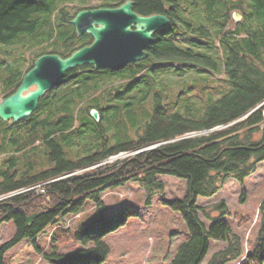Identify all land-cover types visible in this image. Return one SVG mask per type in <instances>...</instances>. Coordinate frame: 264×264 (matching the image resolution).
<instances>
[{
	"label": "trees",
	"instance_id": "16d2710c",
	"mask_svg": "<svg viewBox=\"0 0 264 264\" xmlns=\"http://www.w3.org/2000/svg\"><path fill=\"white\" fill-rule=\"evenodd\" d=\"M126 1L90 0L85 6L84 1L0 0V43L34 33L39 27V19L34 17L37 13L48 14L55 23L70 24L74 29L73 33H62L65 51L36 53L25 71H19L15 79L9 77L3 98L18 89L39 56L56 53L67 57L92 43L90 34L80 36L70 22L80 10L116 7ZM133 1L134 10L140 14L160 13L171 19L167 28L154 33L147 49L148 59L161 63L152 67L142 59L121 72L104 69L107 76L116 80L127 77V87L132 90L150 72L154 76L157 70L174 74L200 63L215 71L222 68L228 90L203 112L191 106L185 112L175 111L174 106L162 104L160 93H156L149 119L128 127L125 137L113 141L105 121H110L106 111L115 105L92 104L88 107L91 123L100 133L96 139H89L88 125L80 124L73 105L77 89L72 87H79L81 76L92 68L82 65L70 69L61 83L71 87L61 93L54 92L58 86L47 91L30 117L14 123L0 118V196L22 191L0 200V224L13 221L16 226L13 239L0 245V264H4L9 248L36 238L50 224L67 228L60 222L67 213L82 212L87 200L96 204L97 213L75 231L81 249L55 252L48 258L54 264H103L111 251L105 237L140 215L139 209L123 205L108 217L103 192L110 186L137 181L150 199L165 191V183L159 178L163 174L188 180L183 200L164 199L181 213L188 231L171 264H202L211 240L227 245L215 252L208 264H264V202L259 208L261 227L252 251L226 220L230 211L225 200L197 205L199 196L217 194L228 178L243 180L264 161V0H185L188 5L181 0ZM234 10L244 19L229 28ZM179 12L189 13L182 17ZM78 41L81 44L75 45ZM129 105L127 100L125 106ZM93 108L100 111L99 120L92 116ZM216 127L219 129L212 130ZM8 129H12L10 134ZM120 152L135 153L106 162ZM34 213L38 215L29 223L26 216ZM201 213L212 222L209 227Z\"/></svg>",
	"mask_w": 264,
	"mask_h": 264
},
{
	"label": "rangeland",
	"instance_id": "374dc122",
	"mask_svg": "<svg viewBox=\"0 0 264 264\" xmlns=\"http://www.w3.org/2000/svg\"><path fill=\"white\" fill-rule=\"evenodd\" d=\"M58 1L65 4L84 1L85 6H89L86 4L90 2V0ZM181 2L188 5L185 0ZM234 11L241 13L239 10ZM188 13L179 12L182 17ZM34 17L39 19V27L34 33L23 34L10 42L0 43V101L10 84L8 78L12 76V79H15L14 76L19 71H25L36 53L67 49L62 44V33H73L74 29L70 24L61 25L59 21L55 23L48 14L44 13H37ZM243 19V15L238 21L231 17L229 28H234ZM51 36H53L52 39H50ZM79 44H81L79 41L75 43V45ZM143 63L153 67L161 62L147 58ZM196 65V68H180L174 74L170 72L165 74V71L157 70L154 76L150 72L143 75L132 90L127 87L130 85L127 77L111 79V75L107 76L104 69L84 74L78 83L79 87L72 88L77 89V93L73 96V105L80 124L88 125L87 137L96 139L100 133L99 127L91 123L88 112V107L96 103L105 104L106 102L115 105L106 111L110 121H105L112 141L115 138L125 137L128 127L140 126L149 119L156 93H160L162 104L174 106L175 111L185 112L187 106H191L192 109L203 112L208 105L228 90L227 75L222 68L215 71L200 63ZM87 77L89 78L83 79ZM70 83L73 86V81ZM69 87H71L69 84L64 83L54 92L61 93ZM127 100L131 102V105L125 106ZM217 129L216 127L215 130ZM11 131L12 129L7 130L9 134ZM198 133L203 132H191L192 135ZM134 153L120 152L111 156L106 162L125 158ZM39 158L40 156L37 155V160ZM159 178L165 183V191L155 194L150 199L147 191L137 181L110 186L103 192L102 198L108 217H112L123 205L140 210L139 216L130 218L125 225L111 231L105 237L111 251L103 264H171L179 246L186 239L188 231L181 213L165 204L164 199L183 200L187 193L188 180L170 174L160 175ZM20 192L22 191L8 193L1 197ZM222 200H225L229 207L230 214L226 220L232 231L240 235L245 241L247 250L252 251L261 227L259 208L264 202V161L258 164L255 172L243 180L230 177L217 194L211 197L199 196L197 205L204 207ZM96 213V204L92 200H87L82 212L67 213L64 221L60 222L67 228L50 224L36 238L20 241L6 251L4 264H54L48 258L49 255L55 252L66 254L81 249L76 242L75 231ZM200 217L206 227L211 225L212 222L202 213ZM15 234L16 226L13 221L1 223L0 245L13 239ZM53 237L55 239L51 242ZM226 245V242L211 240L209 252L202 264H208L213 254L224 249Z\"/></svg>",
	"mask_w": 264,
	"mask_h": 264
},
{
	"label": "water",
	"instance_id": "95a60500",
	"mask_svg": "<svg viewBox=\"0 0 264 264\" xmlns=\"http://www.w3.org/2000/svg\"><path fill=\"white\" fill-rule=\"evenodd\" d=\"M238 21L242 14L233 11ZM76 32L93 37L91 44L62 57L56 53L39 56L11 95L0 101V118L13 123L30 117L37 109L41 96L60 85L67 72L77 66L91 65L93 69L122 70L131 63L147 59L154 33L167 28L171 19L160 13L143 15L134 10V1L127 0L116 7L86 8L70 21ZM92 116L100 119V111L91 109ZM38 214L26 216L30 223Z\"/></svg>",
	"mask_w": 264,
	"mask_h": 264
},
{
	"label": "built area",
	"instance_id": "2783aa9c",
	"mask_svg": "<svg viewBox=\"0 0 264 264\" xmlns=\"http://www.w3.org/2000/svg\"><path fill=\"white\" fill-rule=\"evenodd\" d=\"M0 197H1V196H0ZM6 197H8V195H7V196H5L4 198H6ZM4 198H3V197H1V198H0V200H1V199H4Z\"/></svg>",
	"mask_w": 264,
	"mask_h": 264
}]
</instances>
